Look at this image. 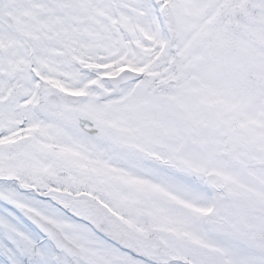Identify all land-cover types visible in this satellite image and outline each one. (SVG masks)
Wrapping results in <instances>:
<instances>
[{
    "label": "snow or ice",
    "instance_id": "snow-or-ice-1",
    "mask_svg": "<svg viewBox=\"0 0 264 264\" xmlns=\"http://www.w3.org/2000/svg\"><path fill=\"white\" fill-rule=\"evenodd\" d=\"M0 264H264V0H0Z\"/></svg>",
    "mask_w": 264,
    "mask_h": 264
}]
</instances>
